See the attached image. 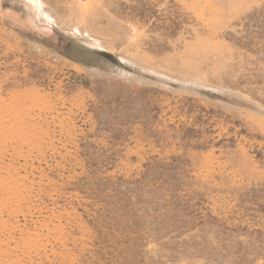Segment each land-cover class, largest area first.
<instances>
[{
	"label": "rangeland",
	"instance_id": "374dc122",
	"mask_svg": "<svg viewBox=\"0 0 264 264\" xmlns=\"http://www.w3.org/2000/svg\"><path fill=\"white\" fill-rule=\"evenodd\" d=\"M41 2L0 0V264H264V0Z\"/></svg>",
	"mask_w": 264,
	"mask_h": 264
},
{
	"label": "bare ground",
	"instance_id": "6f19581e",
	"mask_svg": "<svg viewBox=\"0 0 264 264\" xmlns=\"http://www.w3.org/2000/svg\"><path fill=\"white\" fill-rule=\"evenodd\" d=\"M25 3L29 4L32 9H34L39 15L40 17H43L47 20H51L50 15L48 14V10L45 11V6L44 4L41 2V0H23ZM31 2V3H30Z\"/></svg>",
	"mask_w": 264,
	"mask_h": 264
}]
</instances>
